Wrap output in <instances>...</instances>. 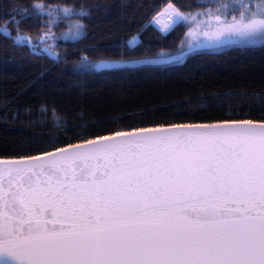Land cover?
I'll list each match as a JSON object with an SVG mask.
<instances>
[{
    "label": "snow or ice",
    "instance_id": "6c2138e0",
    "mask_svg": "<svg viewBox=\"0 0 264 264\" xmlns=\"http://www.w3.org/2000/svg\"><path fill=\"white\" fill-rule=\"evenodd\" d=\"M172 127L0 159V264H264V120Z\"/></svg>",
    "mask_w": 264,
    "mask_h": 264
},
{
    "label": "trees",
    "instance_id": "16d2710c",
    "mask_svg": "<svg viewBox=\"0 0 264 264\" xmlns=\"http://www.w3.org/2000/svg\"><path fill=\"white\" fill-rule=\"evenodd\" d=\"M232 4L0 0V159L53 152L115 132L264 120V42L184 52L188 25L183 19L167 35L150 24L167 6L180 16L207 10L228 11L230 17L241 14L243 7ZM50 8L73 13L52 16ZM70 22L82 26L76 39L64 37ZM48 33L53 36L45 44L49 52L35 48L33 41ZM135 37L139 43L132 48L129 42ZM183 53L180 62L129 64ZM102 60L127 66L98 71Z\"/></svg>",
    "mask_w": 264,
    "mask_h": 264
},
{
    "label": "rangeland",
    "instance_id": "374dc122",
    "mask_svg": "<svg viewBox=\"0 0 264 264\" xmlns=\"http://www.w3.org/2000/svg\"><path fill=\"white\" fill-rule=\"evenodd\" d=\"M234 4H232V7H236L238 5H241L243 9L241 10V14L239 15H233L228 16V11L224 10H207L205 12H197L194 14H187L185 16H175L173 15V10L171 6H167L164 8L160 13H158L151 21L150 24H152L155 28L159 30V28L162 30L161 25H159V21L161 17H165L169 20L168 16L172 17L175 21L174 27L176 26V23L178 21V18L180 17L183 19V21L188 25V32L186 34V39L184 43V52H191L194 51L196 47H198L201 44H204L205 42H208V47L206 50L211 51H220L225 48L234 47V46H244V45H259L264 42V33H261L259 30L255 34H252L251 32L247 30H243L241 25L248 23V20L246 19L247 16L250 15L246 9H250L251 11L255 12L257 11V5L259 0H233ZM238 2V3H236ZM251 2L253 6L249 5ZM64 8H50L48 9L47 13L52 16H58V15H65L70 16L73 12L69 14L63 13ZM225 9H228V6L225 7ZM242 13L244 14L242 16ZM235 18V19H234ZM252 19L259 20L264 19V17L257 15L251 17ZM162 21V20H161ZM236 24L237 28L234 30H226L228 25ZM75 23H69L68 28L64 31V37L76 39L80 35V32L77 31ZM172 29V30H173ZM171 30V31H172ZM170 31V32H171ZM169 32V33H170ZM169 33H165L164 35H167ZM138 37H135L130 40L129 44L130 47L134 48L138 41ZM18 40L23 42H31V39L28 40L27 37H19ZM50 42H53V36L51 33L44 34L43 37L35 43L33 41V45L35 48L37 47H45V44H48ZM48 46L44 48V51L49 52ZM185 54H179L175 56H167L164 55L160 58L155 59H146V60H134L132 62H128L130 65H140L145 63H151V64H162L166 61H172V62H180L184 59Z\"/></svg>",
    "mask_w": 264,
    "mask_h": 264
},
{
    "label": "water",
    "instance_id": "95a60500",
    "mask_svg": "<svg viewBox=\"0 0 264 264\" xmlns=\"http://www.w3.org/2000/svg\"><path fill=\"white\" fill-rule=\"evenodd\" d=\"M208 44H209L208 42H205L204 44H201L198 47H196L195 50H206V48L208 47ZM126 66H127L126 62L117 61V60H102L97 64L96 70L98 71L115 70V69H121ZM155 130L157 131L164 130L166 132L172 133L176 131H184L186 129H176L173 127H167V128H159Z\"/></svg>",
    "mask_w": 264,
    "mask_h": 264
},
{
    "label": "built area",
    "instance_id": "2783aa9c",
    "mask_svg": "<svg viewBox=\"0 0 264 264\" xmlns=\"http://www.w3.org/2000/svg\"><path fill=\"white\" fill-rule=\"evenodd\" d=\"M168 18H169V20L166 19L165 17H161V19L159 21L160 22L159 25H161V27L163 26L162 27V30L160 28H159V30L156 28L162 35H164L165 33H169L173 29V27H174V20H173V18L170 17V16H168ZM165 25H168V27L165 28ZM138 41H139V39H138Z\"/></svg>",
    "mask_w": 264,
    "mask_h": 264
}]
</instances>
